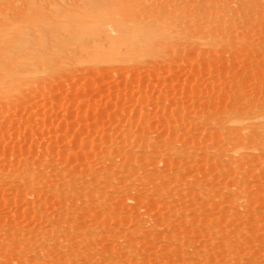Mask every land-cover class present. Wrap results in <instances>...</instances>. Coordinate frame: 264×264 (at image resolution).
Returning <instances> with one entry per match:
<instances>
[{"label": "rangeland", "instance_id": "rangeland-1", "mask_svg": "<svg viewBox=\"0 0 264 264\" xmlns=\"http://www.w3.org/2000/svg\"><path fill=\"white\" fill-rule=\"evenodd\" d=\"M30 1L0 0V264H264V0ZM99 21L131 58L77 50Z\"/></svg>", "mask_w": 264, "mask_h": 264}, {"label": "bare ground", "instance_id": "bare-ground-1", "mask_svg": "<svg viewBox=\"0 0 264 264\" xmlns=\"http://www.w3.org/2000/svg\"><path fill=\"white\" fill-rule=\"evenodd\" d=\"M28 2H27V4H29V2H31L30 0H27ZM41 1V0H40ZM40 1H39V3H40ZM33 2H34V0H33ZM57 2V1H56ZM22 3H25V2H22ZM37 5H38V1H37V3H36ZM57 4H58V2H57ZM96 5V4H95ZM26 6V5H25ZM28 6H31V4L30 5H28ZM28 8V7H27ZM27 8H25V9H27ZM42 8V7H41ZM24 12V11H23ZM32 13V12H31ZM43 13V12H42ZM112 13V12H111ZM115 13V12H114ZM35 14V13H34ZM32 15V14H31ZM44 15V14H43ZM114 15V14H113ZM39 16V15H38ZM32 17V16H31ZM39 18V17H38ZM73 18V17H72ZM107 19H109V17H106ZM106 18H104L105 20H106ZM23 19V21H24V25H25V23L26 24H28V23H34L35 21H33L32 19H27L26 17H23L22 18ZM116 19H120V18H116ZM110 20V19H109ZM118 21V20H117ZM120 22V21H119ZM40 23V22H39ZM38 23V24H39ZM118 24V23H117ZM31 25V24H30ZM32 25H34V24H32ZM114 25V24H113ZM105 27H108V26H105ZM1 28V31L2 32H5L6 31V29H7V26L6 25H4V26H1L0 27ZM107 29V28H106ZM109 29V30H108ZM108 29L107 30H105V28L103 27V23H102V21H99V22H97L96 24H95V26L94 27H92L91 26V24H81V44H79L76 48H77V50L79 51L80 49H81V52H83V50L85 51L87 48H89V46L87 45V43L84 41V38H87L86 36H91V35H98V36H103L104 38L106 37L107 39H108V37H109V41L111 40V47L108 49L107 47V49H103V48H100V49H103V50H98L99 48L97 47H94V49H93V51L95 52V55H94V57H93V59L94 60H99V59H101V60H106V61H108V60H110V58L111 57H113L115 54H119V53H122L124 56H125V58H131L132 57V55H133V53H134V50H131L130 48H128L127 47V45H126V43L128 42V41H130V40H132V39H130V40H128V36L127 35H130V34H126V35H124L123 33L122 34H120V36L121 37H119L120 39H117V37L114 39V38H112V36L110 37V36H108V34H109V32L111 31L110 29V27H108ZM118 29V28H117ZM109 31V32H108ZM113 31H111V33H112ZM116 32V31H115ZM79 33V32H78ZM19 35H20V33H19ZM77 35V34H76ZM117 35V34H116ZM115 35V36H116ZM119 35V34H118ZM112 38V39H111ZM55 39V38H54ZM58 39V38H57ZM61 39V38H60ZM74 39H78V38H75L74 37ZM101 40L103 39V38H100ZM37 43V42H36ZM57 43H58V41H57ZM106 43V44H105ZM105 43L103 42V44L104 45H107V41H105ZM32 44V43H31ZM75 44H76V42L74 43L70 38H69V36L68 37H65L64 39H63V41L61 42V43H59V46L61 47V48H69V47H71V46H73V48L75 47ZM96 44H97V42H96ZM131 44V43H130ZM26 45V44H25ZM92 45V44H91ZM104 45H103V47H104ZM93 46H94V43H93ZM108 46V45H107ZM51 47V46H50ZM49 47V48H50ZM29 48H30V46H29ZM123 48V49H122ZM75 49V48H74ZM50 50V49H49ZM48 51V50H47ZM74 51V50H73ZM93 52V53H94ZM27 53V52H26ZM66 54V53H65ZM84 54V53H83ZM82 55V54H81ZM115 59V58H114ZM90 60H91V58H90ZM38 62V61H37ZM27 62L25 61V64H26ZM46 66H44L43 68H45ZM15 70H17L16 72H15V75L17 74V75H23V73H24V70L23 69H20V68H18V69H15ZM30 81V80H29ZM34 81H39V80H34ZM31 82V81H30Z\"/></svg>", "mask_w": 264, "mask_h": 264}]
</instances>
